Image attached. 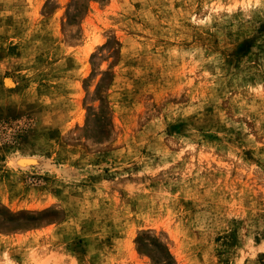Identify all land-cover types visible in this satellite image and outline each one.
Here are the masks:
<instances>
[{"label": "rangeland", "instance_id": "rangeland-1", "mask_svg": "<svg viewBox=\"0 0 264 264\" xmlns=\"http://www.w3.org/2000/svg\"><path fill=\"white\" fill-rule=\"evenodd\" d=\"M0 264H264V0H0Z\"/></svg>", "mask_w": 264, "mask_h": 264}]
</instances>
